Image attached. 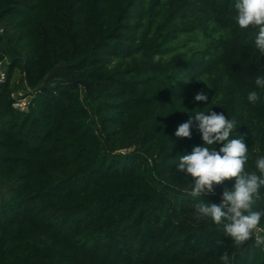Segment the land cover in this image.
Here are the masks:
<instances>
[{
  "label": "trees",
  "instance_id": "1",
  "mask_svg": "<svg viewBox=\"0 0 264 264\" xmlns=\"http://www.w3.org/2000/svg\"><path fill=\"white\" fill-rule=\"evenodd\" d=\"M234 2L0 0V264H264L253 235L236 243L196 215L233 181L194 198L176 168L201 143L197 122L190 138L176 128L214 108L259 174L264 55ZM61 62L73 82L43 86ZM200 91L208 103H194Z\"/></svg>",
  "mask_w": 264,
  "mask_h": 264
},
{
  "label": "clouds",
  "instance_id": "2",
  "mask_svg": "<svg viewBox=\"0 0 264 264\" xmlns=\"http://www.w3.org/2000/svg\"><path fill=\"white\" fill-rule=\"evenodd\" d=\"M235 23L240 29L250 26L257 29L254 46L264 55V0H235ZM255 85L264 91V75L255 78ZM260 100L256 91L247 95V101L255 104ZM209 102L206 92H197L194 103ZM197 122L201 143L193 145L190 151L179 157L178 171L192 178L191 195L199 197L212 193L214 186L233 181L232 187L222 193L219 202L210 198L195 205L198 217L211 220L220 226L227 237L236 243L248 241L264 218V210L254 211L252 206L259 190L264 188V156L255 160L256 171H245L249 160L248 145L244 139L230 138L236 121L228 119L225 112L214 108L197 111L175 130V137L190 138V128ZM234 178V179H233ZM257 244H264V236H256ZM222 264H229L227 254L220 257Z\"/></svg>",
  "mask_w": 264,
  "mask_h": 264
},
{
  "label": "water",
  "instance_id": "3",
  "mask_svg": "<svg viewBox=\"0 0 264 264\" xmlns=\"http://www.w3.org/2000/svg\"><path fill=\"white\" fill-rule=\"evenodd\" d=\"M57 80H61L67 83L73 82L69 74L68 66L65 62H61L59 65L54 66L50 70L43 82V86H48ZM77 83H80L82 85L85 84L84 81H78Z\"/></svg>",
  "mask_w": 264,
  "mask_h": 264
},
{
  "label": "rangeland",
  "instance_id": "4",
  "mask_svg": "<svg viewBox=\"0 0 264 264\" xmlns=\"http://www.w3.org/2000/svg\"><path fill=\"white\" fill-rule=\"evenodd\" d=\"M2 47H1V43H0V49H1ZM0 63H1V65H0V73H5L6 74V72H7V68H8V66H9V64H10V60L8 59V58H6V57H3V58H0ZM17 81H19V79H20V74L18 73L17 74ZM19 83V82H18ZM21 93V95H23L24 93L22 92V90L20 91ZM24 102L26 101V100H23Z\"/></svg>",
  "mask_w": 264,
  "mask_h": 264
},
{
  "label": "built area",
  "instance_id": "5",
  "mask_svg": "<svg viewBox=\"0 0 264 264\" xmlns=\"http://www.w3.org/2000/svg\"><path fill=\"white\" fill-rule=\"evenodd\" d=\"M2 30L0 29V35L2 34ZM1 65V63H0ZM5 78H6V74L5 73H0V85L5 81ZM22 104H24V102H22ZM264 236V229L260 226H257V229L254 230L253 232V236L255 237V240H256V236Z\"/></svg>",
  "mask_w": 264,
  "mask_h": 264
}]
</instances>
